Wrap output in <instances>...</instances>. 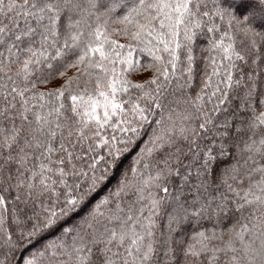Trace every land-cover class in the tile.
Segmentation results:
<instances>
[{
	"label": "snow or ice",
	"instance_id": "6c2138e0",
	"mask_svg": "<svg viewBox=\"0 0 264 264\" xmlns=\"http://www.w3.org/2000/svg\"><path fill=\"white\" fill-rule=\"evenodd\" d=\"M0 264H264V0H0Z\"/></svg>",
	"mask_w": 264,
	"mask_h": 264
},
{
	"label": "trees",
	"instance_id": "16d2710c",
	"mask_svg": "<svg viewBox=\"0 0 264 264\" xmlns=\"http://www.w3.org/2000/svg\"><path fill=\"white\" fill-rule=\"evenodd\" d=\"M116 38V37H114ZM121 43H126L125 40L121 39L120 40ZM134 58H138L140 59L141 61V64H148L151 62V58L150 57H147V56H144L143 54H140V55H137L136 53H134ZM137 74L133 73L129 76V78H133L134 76H136ZM135 82V81H134ZM198 83V80L197 81H194V87L196 86V84ZM135 159V157H130L129 159H127L125 161V166H127V164L131 163L132 160ZM114 181H113V186H114ZM166 212H167V208H165L162 213H161V216L158 218V224L160 225V231H166V224H167V215H166ZM50 239L51 237H44L43 239H39L34 247L31 249L32 251H36V250H39L42 248V246L46 243H49L50 242ZM17 259H19V257H17Z\"/></svg>",
	"mask_w": 264,
	"mask_h": 264
}]
</instances>
